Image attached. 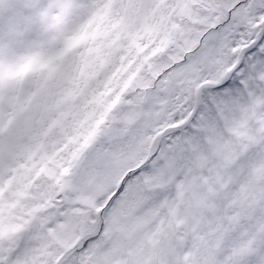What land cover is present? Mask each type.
<instances>
[{"label":"snow or ice","instance_id":"6c2138e0","mask_svg":"<svg viewBox=\"0 0 264 264\" xmlns=\"http://www.w3.org/2000/svg\"><path fill=\"white\" fill-rule=\"evenodd\" d=\"M0 264H264V0H0Z\"/></svg>","mask_w":264,"mask_h":264}]
</instances>
